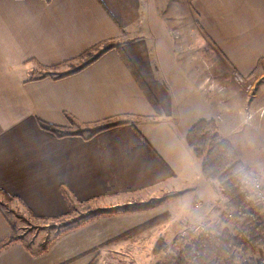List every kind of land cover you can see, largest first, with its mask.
I'll use <instances>...</instances> for the list:
<instances>
[{
	"label": "crops",
	"instance_id": "obj_1",
	"mask_svg": "<svg viewBox=\"0 0 264 264\" xmlns=\"http://www.w3.org/2000/svg\"><path fill=\"white\" fill-rule=\"evenodd\" d=\"M105 40L116 47L66 75ZM107 118L125 122L89 139L39 124ZM209 118L263 176L264 0H0V195L32 217L68 211L69 198L96 200L98 209L145 206L143 216L115 215L109 229L87 224L88 232L74 237L84 226L76 228L45 251L22 237L0 250V264H60L65 241L85 244L71 256L90 253L163 213L154 227L238 228L219 181L203 174L186 139ZM1 197L0 241L16 229ZM163 234L154 237H175Z\"/></svg>",
	"mask_w": 264,
	"mask_h": 264
},
{
	"label": "trees",
	"instance_id": "obj_2",
	"mask_svg": "<svg viewBox=\"0 0 264 264\" xmlns=\"http://www.w3.org/2000/svg\"><path fill=\"white\" fill-rule=\"evenodd\" d=\"M99 43L83 51L82 55L88 57L79 64L72 65L66 75L84 69L95 62L109 49L116 47L114 42L109 41L108 44L97 49ZM95 49H97V51ZM124 57L126 58V56ZM78 58L79 56L76 59ZM127 62H129L128 59ZM129 65L143 90L154 103L155 107L158 108L159 104L147 83L131 62H129ZM72 121V126H59L42 120L39 121V124L42 128L59 136L83 135L85 138L89 139L103 130L125 122L112 118L83 124L77 123L74 119ZM74 125H77V128H74ZM186 139L188 144L193 148L195 155L202 159L203 174L207 178L217 179L219 181L223 194L228 198L226 212L232 213V217L238 223V228L235 232L225 230L222 234H216L212 227L200 231L189 230L186 236L177 237L180 239L179 254L170 259L158 261L156 264H235L238 254L247 253L248 251H257L264 246V215L256 210L249 184L246 181L247 176L251 174L253 170L243 161L232 140L221 134L215 118L200 119L197 121L188 130ZM70 192L69 189L64 191L66 196H68ZM69 201L73 203L70 198ZM129 205L135 208L137 206V204H128L125 206L98 209L95 210L96 212L83 215V220L77 224H71L72 221L70 220H63L75 210L74 207H71L67 212L59 215L49 217L34 215V217L45 222L61 220V225L65 228L56 232L53 238L55 239L101 215L129 211ZM135 208H131V210ZM166 217H168L167 213L153 217L148 221L118 234L109 241L129 238L135 231L137 232L143 228L146 229L152 225L154 226L164 221ZM13 230V235L0 241V250L11 243L23 240L22 235H16L15 228ZM50 244L51 239L46 241L42 251L47 250ZM166 248L167 242L163 237H160L156 241L154 252L157 254ZM94 260L95 258L87 264H95Z\"/></svg>",
	"mask_w": 264,
	"mask_h": 264
},
{
	"label": "rangeland",
	"instance_id": "obj_3",
	"mask_svg": "<svg viewBox=\"0 0 264 264\" xmlns=\"http://www.w3.org/2000/svg\"><path fill=\"white\" fill-rule=\"evenodd\" d=\"M109 41L105 40L98 44V48H102L104 45L108 44ZM113 42V41H112ZM116 46V44H115ZM97 49H95L97 51ZM119 50V53H121L124 56H126L123 48L117 47ZM86 50V49H85ZM84 50V51H85ZM79 54V58L81 59L80 62H82L84 59H86L88 56H83ZM82 55V56H81ZM77 56V57H78ZM194 58L199 57V53L196 52V55L194 54ZM125 58V57H124ZM129 58L126 56L125 60L127 61ZM79 62V63H80ZM130 62V60H129ZM128 62V64H129ZM78 63V64H79ZM130 66V65H129ZM74 128H77V125L73 126ZM262 149L260 148V151L262 152ZM248 152V149H247ZM253 149L250 148V157H255ZM254 160V159H252ZM251 160V161H252ZM255 172V171H253ZM258 173V172H257ZM264 179V175H263ZM2 196L3 199V208L5 209V212L11 216L15 222H16V229L15 234L16 235H23L25 242L33 247L34 250L39 251L42 248H44V244L46 241L51 239V246H53L58 239L61 237L54 236L56 232L60 231L62 228H65L61 225V220L51 221V222H45L42 220H39L38 218L32 217L30 214L25 213L23 210H20V208H16L15 205L12 204L11 200H9V197ZM73 203H69V209L71 207H74V211L65 217L63 220H70L72 221L71 224H77L81 220H83V215L88 213L96 212L95 210H98L99 202L96 200L88 199L84 201H80L78 198L72 200ZM145 206L141 204H137L136 208L129 205L128 208H130L129 211H125L122 213L117 214H104L100 217L93 219L89 222H85L81 224L79 227H83L82 231L78 233H74V237H78L80 235H83L84 233L88 232L86 225L87 224H94L93 226L88 227L91 229L93 227L96 229H109L108 226H111L110 222H112V217L118 214H125V213H134L132 216H143L144 212H142V209ZM131 208H135L134 210H131ZM67 212V211H66ZM165 214V213H163ZM162 215V214H159ZM156 215V216H159ZM155 216V217H156ZM169 217V216H168ZM164 218V221L168 218ZM112 220V221H109ZM129 222V221H128ZM238 224V223H236ZM156 225V224H155ZM154 225V226H155ZM153 225L151 227H148L146 229H141L140 231H135V233H132L129 238L121 239V240H114V241H108L107 243L100 244L99 247L94 248L92 252L90 253H83L78 256L73 255L71 256V253L74 252L77 248L83 247L85 244H82L81 242H78L77 239L74 240H68L64 242V249L67 251V256L62 260L60 264H83L87 262L89 259L95 258V264H156L158 261L167 260L170 259L173 256H176L180 250V239L177 238L180 236V233L184 229L191 230V225L185 226V227H170L164 226V227H154ZM78 227V228H79ZM135 227V226H132ZM130 227V228H132ZM154 227L152 231V235H147V232L150 231ZM128 228V229H130ZM127 229V230H128ZM75 230V229H74ZM228 230L231 231H237V226L234 225V223L231 221L230 226ZM72 231H68L66 234H70ZM172 233V235H175L168 243L167 248L165 250H162L160 253L154 252V246L156 244V241L160 238L158 236L164 235L163 233ZM157 234V237H154V235ZM81 238H84L82 236ZM128 239V240H127ZM167 242V241H166ZM99 249V250H98ZM68 257V258H67ZM92 257V258H91ZM89 262V261H88ZM87 264V263H86Z\"/></svg>",
	"mask_w": 264,
	"mask_h": 264
},
{
	"label": "built area",
	"instance_id": "obj_4",
	"mask_svg": "<svg viewBox=\"0 0 264 264\" xmlns=\"http://www.w3.org/2000/svg\"><path fill=\"white\" fill-rule=\"evenodd\" d=\"M246 181L249 184L256 210L260 211L261 214L264 215V179L262 174L252 172L247 176ZM199 204L202 203L199 202ZM228 217L233 218L232 213H228ZM209 227L210 226L202 224L191 226V230L200 231ZM188 231V229H184L179 232L180 237L186 236ZM214 231L216 234H222L224 230L220 228L215 229ZM235 264H264V246L259 248L255 255L238 254Z\"/></svg>",
	"mask_w": 264,
	"mask_h": 264
}]
</instances>
